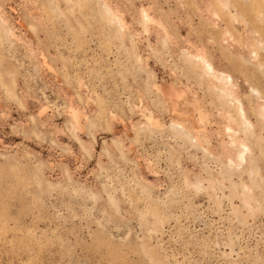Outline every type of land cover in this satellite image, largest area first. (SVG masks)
I'll return each instance as SVG.
<instances>
[{"label": "rangeland", "instance_id": "obj_1", "mask_svg": "<svg viewBox=\"0 0 264 264\" xmlns=\"http://www.w3.org/2000/svg\"><path fill=\"white\" fill-rule=\"evenodd\" d=\"M262 107L264 0H0V264H264Z\"/></svg>", "mask_w": 264, "mask_h": 264}, {"label": "bare ground", "instance_id": "obj_2", "mask_svg": "<svg viewBox=\"0 0 264 264\" xmlns=\"http://www.w3.org/2000/svg\"><path fill=\"white\" fill-rule=\"evenodd\" d=\"M197 57V56H196ZM199 57V56H198ZM200 58V57H199ZM202 59V58H201ZM200 60V59H199ZM202 61H203V59H202ZM201 62V61H200ZM207 62V61H206ZM207 65V67L206 68H208V70H210V72H211V70H212V68H211V66L210 65H208V64H206ZM211 73H213V72H211ZM224 75V74H223ZM225 76V75H224ZM224 78V77H223ZM226 79V81L228 82V81H231V79L229 78V77H226L225 78ZM220 82H222V81H220ZM225 83V84H228V83ZM224 86H227V85H224ZM222 88V87H221ZM221 91H223V90H221ZM229 94V93H228ZM262 108H264V107H262ZM264 112V111H263ZM264 116V115H263ZM244 149H246V148H244ZM242 154V153H241ZM243 156V155H242ZM242 156H240L241 157V161L243 160V158H242Z\"/></svg>", "mask_w": 264, "mask_h": 264}]
</instances>
